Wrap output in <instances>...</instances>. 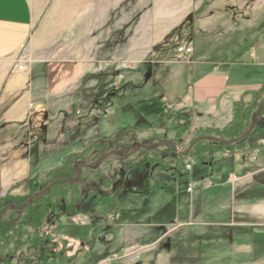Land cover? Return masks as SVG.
Instances as JSON below:
<instances>
[{"label":"rangeland","instance_id":"374dc122","mask_svg":"<svg viewBox=\"0 0 264 264\" xmlns=\"http://www.w3.org/2000/svg\"><path fill=\"white\" fill-rule=\"evenodd\" d=\"M233 1L30 0L35 47L27 48L29 63L34 62L41 68L56 63L58 65H54L67 70H76L78 79L72 88L45 97L50 94L45 91L46 78L39 77L33 90V96L38 98L27 101L26 123H21V126L8 122L0 124V196L12 187L15 200H21L28 193L22 181L33 184L49 169L59 167L66 158L44 154L45 147H52L55 141L37 140L33 135L42 136L45 118L41 112L35 111L44 104L55 109L53 112L56 113L49 115L48 120L55 137L61 133L58 122L63 117L70 122L73 135L78 139L82 137L80 130L83 127L89 134L94 132V125L98 134L108 133L127 123L149 128L153 136L155 129L158 135L174 129V118L168 114V105L182 103L183 92L187 89L185 75L188 72L185 70L188 64L185 62H192V55L180 54L177 47L192 43L187 37L194 29L197 32L200 28L206 32L215 31L213 27L220 20L224 6ZM208 35L214 34L204 33L202 38L206 39ZM240 38L243 43L252 40L249 33ZM242 42L235 44L240 46ZM233 45L223 43L220 49L232 52L236 48ZM203 54L218 57L215 52L204 51ZM259 59L264 61V52ZM124 61H131L129 67L122 66ZM28 125L32 133L29 139L21 133L16 138L17 132H22ZM44 142L46 146L42 144ZM182 142L187 148L188 139ZM2 143L17 149L2 150ZM180 148L176 146L177 150ZM112 151L106 154L112 156L105 157L100 178L92 169L85 168L83 179L86 184L95 183L93 188L96 191H111L109 201L117 197L119 203H122V198L133 202L135 186H138L136 180L143 179L142 174H146L148 164L132 169L124 176L121 164L125 153L120 148L114 153ZM160 174L166 184L157 189L155 197L146 198V202L153 210L161 211L162 208L159 215L164 216L172 200L171 193L178 199L183 197L187 180L185 175ZM102 179H105L104 185ZM111 180H121L114 185L115 192L109 186ZM95 201V196H90L83 205V212L70 211L63 215L56 228L54 224L42 226L47 237H41L38 251L16 254L14 264H91L94 261L93 264H142L145 252L150 257L154 256L153 264H235L234 260L246 259L247 241L236 243L225 229L219 232L195 225L180 226L177 221L162 223L155 227L154 233L140 238L133 236L135 230L129 227V239L122 243V211L130 212L132 206H125L128 207L126 210L119 209L118 220L112 225L110 217L106 218L109 211L103 212ZM74 214L83 215L84 220L73 223L71 217ZM102 214H106V219ZM112 217L115 219V215ZM109 225L113 226L110 243L114 242V246L107 249L104 232H108ZM98 246L106 250L96 258ZM2 263L3 255H0Z\"/></svg>","mask_w":264,"mask_h":264},{"label":"crops","instance_id":"0c3cea01","mask_svg":"<svg viewBox=\"0 0 264 264\" xmlns=\"http://www.w3.org/2000/svg\"><path fill=\"white\" fill-rule=\"evenodd\" d=\"M33 22L30 0H0V124L8 122L21 126V123H26L29 112L27 101L38 98L33 96V92L35 93L33 90L37 87L39 77L46 78L45 91L50 94L44 95L45 97L72 88L78 79L76 70H67L68 68L56 66L58 65L56 63L41 68L31 62L24 71L16 69L15 59L19 53H28V47H35L32 35ZM213 28L215 31L211 32L201 28L200 32H197L194 29L189 33L190 37H187L189 42L194 44L192 62H185L188 64L187 71L185 70L188 72L185 75L187 89L183 92L181 104L168 105V114L174 118L175 128L161 135H158L155 129L156 134L153 136L149 133L151 129L138 128L134 124L138 141V147L134 152H138L140 156L138 160L143 159L148 150L155 148L158 145L156 142L171 139L176 128L188 120L192 128L221 127L230 120L235 101L242 99L250 103L262 100L259 108L264 106V61L259 59L264 52V0H234L224 6L220 20ZM204 33L214 35H208L204 39L202 38ZM247 33L252 39L249 43H243L241 38L238 39ZM237 42L242 44L236 46ZM223 43L234 44L236 48L232 52L222 51L220 48ZM204 51L215 52L218 57L204 55ZM129 62L131 61H124L127 65ZM44 98L42 100H45ZM259 108L256 109L258 120L255 111L250 126L253 128L247 129L249 130L247 134L250 133L247 140L243 145L230 151L214 152L203 162L188 154L184 162L185 164L190 162V167L185 168L183 164L180 172L172 163L168 165V169L160 168L157 165L158 161L155 160L129 167L124 176L129 174L130 170L148 164L146 174H142L143 179L136 180L138 186H135L134 201L122 198L117 210L108 213L107 217L106 214H102L104 218L110 217L112 224L118 220L117 216L121 213H117L119 209L126 210L128 207L125 206H132L129 208L133 209L130 212L122 211V243L129 239L127 236L129 227L135 230L133 236L140 238L144 234L154 233L155 227L162 223L172 224L177 221L180 226L195 225L205 229L214 228L219 232L225 229L226 234L231 235L236 243L247 241L246 259L234 260L235 264H264V135H262L264 109L259 113ZM53 111L55 109L45 104L35 111L41 112L45 118L41 128L42 136L38 137L34 133L35 138L41 141H55L52 147H45L47 149L44 154L67 157L81 152L94 138L109 136V132L98 134L94 125L92 127L94 132L91 131L89 134L83 127L80 130L82 137L78 139L77 135H73L74 129L70 122L63 117L58 122L61 125V133L55 137L48 125L49 115L56 113ZM151 124L154 127V123ZM21 131L17 132L16 138L24 134V138L29 139L32 135L29 125ZM42 144L46 146L45 142ZM178 145L181 147L179 150L186 149L183 142ZM1 148L17 149L7 147L5 143ZM162 172L171 173L175 177L185 175L187 180L186 193L183 197L178 199L171 193L172 200L167 205L164 216L159 215L162 208L161 211L153 210L146 202V198L155 197L157 189L166 184L160 174ZM188 187L191 189L188 190ZM112 215H115V219ZM112 228L113 226L108 232H104L108 243L107 249L114 246V242L110 243ZM173 247L175 249V245ZM106 248L96 247V258L101 256ZM143 256L142 264L155 263V258H152L154 256L150 257L147 252Z\"/></svg>","mask_w":264,"mask_h":264},{"label":"trees","instance_id":"16d2710c","mask_svg":"<svg viewBox=\"0 0 264 264\" xmlns=\"http://www.w3.org/2000/svg\"><path fill=\"white\" fill-rule=\"evenodd\" d=\"M260 101L246 103L240 99L232 106L230 120L221 127H198L192 128L188 120L179 125L171 139L156 142L158 145L148 150L141 160L137 151L126 156L138 147L134 124L117 126L109 132V136L94 138L89 141L84 149L75 154L68 155L64 162L57 168L50 169L33 184L22 181L26 193L21 200H15L12 187L8 188L0 196V255H3L2 264H14V256L23 254L22 251H38L42 236L47 233L42 229L45 224L56 228L57 222L62 220L63 215L70 211L83 212V205L90 196H95V205L108 213L119 208V200L114 197L109 201L111 191L94 190L95 183H85L83 169L90 168L95 176L100 178L101 167L108 152L120 148L124 151L122 155V173L129 167H135L146 161H158L160 168L168 169V165L180 172L181 166L188 154H192L200 162L206 161L211 154L217 151H230L235 147L243 145L250 133L239 138L251 126L256 109L261 105ZM264 106L259 108V113ZM188 138V146L185 150H176L178 143ZM122 142V143H121ZM133 144V147H130ZM191 146V148H189ZM189 148V149H188ZM101 159V160H100ZM167 160V161H166ZM79 161L90 163L81 164L80 179L76 180V167ZM102 179V184L104 185ZM109 179H107L106 184ZM52 182L51 186H48ZM118 182V181H117ZM116 181L111 180L109 186L112 190ZM108 186V185H107ZM42 189L43 192L38 194ZM31 190V191H30ZM113 190V191H114ZM114 191V192H115ZM31 192V193H30ZM35 194V195H34ZM5 211V212H4ZM102 212V213H103ZM3 217L1 218L2 214ZM55 235V232H53Z\"/></svg>","mask_w":264,"mask_h":264},{"label":"built area","instance_id":"2783aa9c","mask_svg":"<svg viewBox=\"0 0 264 264\" xmlns=\"http://www.w3.org/2000/svg\"><path fill=\"white\" fill-rule=\"evenodd\" d=\"M177 51L182 54V55H185L187 57L191 56L193 54V47L191 44H184V45H179L177 47ZM30 62V55L26 52H21L19 53V55L16 57L15 59V66H16V69L18 71H24L26 70L28 64ZM122 66L124 67H127L129 65H127L126 63H122ZM185 167L186 168H189L190 167V162H186L185 164ZM188 190H190L191 188L188 187L187 188ZM84 216L81 215V214H74L72 215L71 217V221L73 223H78V222H82L84 220L83 218Z\"/></svg>","mask_w":264,"mask_h":264},{"label":"water","instance_id":"95a60500","mask_svg":"<svg viewBox=\"0 0 264 264\" xmlns=\"http://www.w3.org/2000/svg\"><path fill=\"white\" fill-rule=\"evenodd\" d=\"M256 120H258V110L256 111ZM252 128H253V126L250 127L249 130H251ZM249 130L245 131V132L243 133L242 136H245ZM242 136H240L239 138H242ZM145 146H146V145H145ZM190 148H191V146H190ZM115 151H116V150H114V151H112V152L114 153ZM133 152H134V150L131 151L130 153H128L126 156L130 155V154L133 153ZM108 153H111V152H108ZM108 153H107V154H108ZM122 154H124V153H122ZM84 163L88 164V163H90V162H88V161H79V162L77 163V167H76V180H79V179H80V174H79V172H80V167H81V164H84ZM51 184H52V182H51L48 186H51ZM43 190H44V189H43ZM43 190H41L38 194H41V193L43 192ZM4 212H5V211H4ZM3 215H4V213L2 214L1 218L3 217Z\"/></svg>","mask_w":264,"mask_h":264},{"label":"flooded vegetation","instance_id":"af4514ba","mask_svg":"<svg viewBox=\"0 0 264 264\" xmlns=\"http://www.w3.org/2000/svg\"><path fill=\"white\" fill-rule=\"evenodd\" d=\"M121 182V180L118 181V183Z\"/></svg>","mask_w":264,"mask_h":264}]
</instances>
